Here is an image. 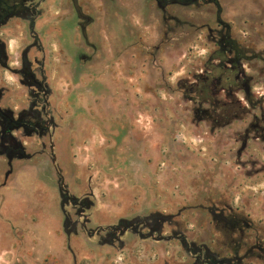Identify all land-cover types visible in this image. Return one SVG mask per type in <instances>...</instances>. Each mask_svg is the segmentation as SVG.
Listing matches in <instances>:
<instances>
[{
  "label": "rangeland",
  "instance_id": "obj_1",
  "mask_svg": "<svg viewBox=\"0 0 264 264\" xmlns=\"http://www.w3.org/2000/svg\"><path fill=\"white\" fill-rule=\"evenodd\" d=\"M69 2L0 27V109L41 122L0 113V264H264V0Z\"/></svg>",
  "mask_w": 264,
  "mask_h": 264
},
{
  "label": "trees",
  "instance_id": "obj_2",
  "mask_svg": "<svg viewBox=\"0 0 264 264\" xmlns=\"http://www.w3.org/2000/svg\"><path fill=\"white\" fill-rule=\"evenodd\" d=\"M178 1H181L183 3H190L193 2L194 0H178ZM26 11L27 9L23 7V9H21L20 11L10 12V14H6V15H8L7 17H9L15 14H23ZM228 43L232 47L231 50L232 56H230L229 63L231 64V68L235 70V72H238L242 65V62L244 60H249L251 58H248L246 56L245 52L240 48L237 42L230 40L229 38ZM205 81L208 82L207 79H205ZM243 92H244L245 100L248 103L252 104L249 91L245 90ZM218 106H219L218 108L222 110V113L219 114L220 117L215 118L214 114L208 115L210 119L217 121L218 125H224L226 123H230L231 121L238 120L242 118L248 110L247 106L244 105L237 97L232 96L231 93L229 94L228 99L224 102H221L220 105ZM211 108L217 110V107L213 106V104H211Z\"/></svg>",
  "mask_w": 264,
  "mask_h": 264
},
{
  "label": "flooded vegetation",
  "instance_id": "obj_3",
  "mask_svg": "<svg viewBox=\"0 0 264 264\" xmlns=\"http://www.w3.org/2000/svg\"><path fill=\"white\" fill-rule=\"evenodd\" d=\"M69 1L70 0H68V2ZM71 1L72 2H69L68 4L71 5L75 9L76 14L80 18H84L87 22H89L90 18L85 16L81 12L80 8H78L77 0H71ZM29 2H30V0H14V1L13 0H0V27L8 18L7 17L8 15H6V14H10V12L20 11L21 9H23V7L28 10L29 9ZM0 52L1 53L3 52L1 44H0ZM22 71L24 74H26V76H27L26 79H28L32 84H36L37 86H39V88H42L45 91V88H44L45 84L43 82H41L40 80H38L34 74H32V71L30 70L29 67H26ZM0 113L3 116L2 117V124L4 123V128L5 127L8 128L9 126L15 125V124H18V125L22 124L24 127L28 128V126L33 124V121L36 122V124H37L36 126H39L41 124L39 119L32 120L30 117H25V115L20 120L14 121V120H12V117L9 115L8 112H5V111L2 112V110L0 109ZM27 114H29V113H27ZM28 129H32V128H28ZM66 198L70 199V196L68 194H66ZM76 202H77V200H76ZM76 205H78V204H76Z\"/></svg>",
  "mask_w": 264,
  "mask_h": 264
},
{
  "label": "water",
  "instance_id": "obj_4",
  "mask_svg": "<svg viewBox=\"0 0 264 264\" xmlns=\"http://www.w3.org/2000/svg\"><path fill=\"white\" fill-rule=\"evenodd\" d=\"M45 93H47V90H45ZM66 193H68V191H66ZM70 198H71V200H72L73 203H77L76 202V200H77L76 197H70ZM83 204H84V202H80V205H83ZM81 211H82V209L79 210V212H81ZM129 228H132L133 230H136L137 229L136 226H132L131 224H125V226L120 230V233L125 232Z\"/></svg>",
  "mask_w": 264,
  "mask_h": 264
}]
</instances>
